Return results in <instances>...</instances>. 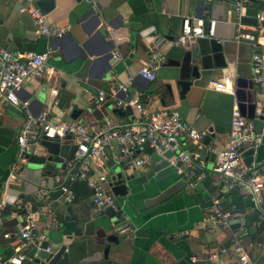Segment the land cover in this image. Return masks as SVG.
Wrapping results in <instances>:
<instances>
[{"label":"crops","instance_id":"0c3cea01","mask_svg":"<svg viewBox=\"0 0 264 264\" xmlns=\"http://www.w3.org/2000/svg\"><path fill=\"white\" fill-rule=\"evenodd\" d=\"M233 1L55 0L54 8L44 14L53 24L66 28L68 45L62 49L59 43L52 44L45 74L39 78H27L20 97L29 100L33 114L46 111L54 121L77 122L87 128L100 126L105 119L127 124L131 121L129 116L116 117L109 109L115 107L112 102L98 105L96 95L99 89L109 91L132 77L133 89L141 93V99L149 109L175 108L186 124L206 132L216 146H224L228 140L234 98L231 94L211 89L208 81L226 78L235 85L244 82L236 87L246 92L251 89L257 104L264 100V88L255 83L251 69L252 54L257 49L264 54V40L258 47L249 42L234 41L235 16L230 12ZM91 9L94 12L89 14ZM258 12L264 30V0H251L243 18L250 25L251 18H255ZM97 15L102 23L111 22V26L106 27L109 35L103 41L96 34L98 23L94 16ZM183 17L191 18L194 25L195 19L215 20L213 38L222 46L226 66L213 68L180 97L173 80L177 68L165 63L168 58H179L188 50L190 40H185L179 49L143 43L178 36ZM40 38L32 16L23 9L22 0H0V51L36 50ZM102 43L111 46L116 62L102 78H87L92 57L85 55L84 48L102 49ZM152 50H160L164 55L155 79L146 81L138 71ZM120 51L125 55H119ZM129 53L132 57L127 63ZM53 87L57 94L51 96L49 92ZM76 108L81 111L73 118L71 114ZM131 109L135 115V109ZM24 120L22 111L0 105V183L3 185L0 197L4 199L5 188L17 196L13 204L7 202L8 207L0 220V256L12 253L22 222L20 210L48 204L49 210L38 217L34 244L29 251L42 240L64 245V253L56 264H216L206 257L221 248L229 249L235 232L242 234L250 258L257 264H264V222L255 223L257 211L250 197L236 191L219 192L220 204L231 214L230 225L225 227L219 222L208 221L205 217L215 193L209 174L190 187L187 179L178 172L181 162L160 158L151 148L147 151L144 147L136 151L145 159L140 167L128 168L117 159V145L106 148L101 165L97 161L91 163V174L95 177L102 174L107 177L113 166L129 177L127 194L117 197V201L133 228L119 233L116 243L106 244L105 216L95 210L93 190L87 181L78 179L70 184L76 202L69 204V214L67 199L61 196L55 179L64 167L31 169L27 161H18L16 138ZM63 143L72 145L68 139ZM181 145L188 151L195 149L186 140H181ZM240 158L242 165L255 163L264 170V139L256 149L243 147ZM165 160L168 164H160ZM212 162L213 156L205 151L201 157L203 169L209 172ZM262 194L264 200V188ZM191 257L197 260L192 261ZM221 258L225 259L226 254H221ZM22 264L48 263L29 253Z\"/></svg>","mask_w":264,"mask_h":264},{"label":"built area","instance_id":"2783aa9c","mask_svg":"<svg viewBox=\"0 0 264 264\" xmlns=\"http://www.w3.org/2000/svg\"><path fill=\"white\" fill-rule=\"evenodd\" d=\"M23 9L28 11L36 26V33L46 37L49 42L55 43L66 34V28L59 27L51 22L48 16L37 7V0H22ZM251 0H234L230 12L235 16L234 40H256L251 43L258 47L264 40V30L260 19V13H256L255 23L246 24L243 21L245 11ZM189 17L182 18L181 33L178 36L168 38L174 42L173 48H182L185 40H196L199 37H214L215 20L208 18L206 22L194 20ZM46 46L44 53L36 50H26L11 53L7 50L0 51V105H9L25 116L23 125L16 138L17 156L20 163L26 161L25 154L29 150V141L40 133L51 140L72 142L76 149L72 157L66 161L63 170L57 174L61 196L68 201L73 198L70 184L75 180H85L92 188V203L95 210L101 211L105 207L117 210L114 196L106 183V175L93 176L91 163L97 161L100 165L105 157L106 148L112 145L119 147L117 159L123 161L128 168L140 167L145 163L143 156L136 154L147 146L158 154L171 152L168 160L181 162L178 172L183 175L190 187H194L197 180L207 173L215 187V193L211 199V207L205 219L219 222L225 227L230 225L231 214L224 211L220 204L219 192L236 191L242 196L250 197L253 201L257 220L256 224L264 222V170L261 166L252 163L241 164V149L250 147L256 149L264 139V100L256 105L252 118L243 116L239 101L236 98V85L231 84L226 78H211L208 86L219 92L231 94L234 98L231 110V123L228 132V140L224 146L218 147L212 142L203 144L206 132L200 131L186 124L177 109H149L141 99V93L134 90L132 77L125 83H121L109 91L99 89L96 95L98 105L112 102L115 107L130 106L136 114L127 124H119L112 119H105L103 124L92 128L77 123H67L52 120L46 111L33 114L27 99L20 97V91L27 78H39L47 69V60L53 51L52 44ZM164 52L152 50L149 59L141 66L138 75L152 81L156 77L157 68L163 59ZM251 69L255 83L264 88V54L256 50L252 54ZM50 95L57 94L55 87L50 89ZM121 95V96H119ZM258 122H260L258 124ZM181 140L189 141L194 150L188 151L182 148ZM205 151L213 156L212 166L209 172L201 165L199 151ZM8 207L7 202L0 197V220L3 211ZM50 206L40 205L35 208L20 210L22 222L16 241L12 245V253L8 256H0V264H22L29 256V248L34 244L38 217L45 215ZM221 254H226L222 259ZM207 260L216 264H257L252 260L243 245L242 234L235 232L231 239L229 249L221 248L211 252ZM192 261L197 258L191 257Z\"/></svg>","mask_w":264,"mask_h":264},{"label":"water","instance_id":"95a60500","mask_svg":"<svg viewBox=\"0 0 264 264\" xmlns=\"http://www.w3.org/2000/svg\"><path fill=\"white\" fill-rule=\"evenodd\" d=\"M37 7L41 10L42 13H48L55 6V0H37ZM94 9H91L89 14H92ZM96 17V26L97 28V38L104 40L108 37L109 33L106 29L107 26H111V22L102 23L101 18L97 15ZM244 22H247L243 18ZM252 23H255V18H251ZM101 23V24H100ZM95 24V25H96ZM100 24V25H99ZM85 35L88 32L83 29ZM51 42L48 41L46 37H41L38 41L36 51L38 53H44L46 46ZM61 48L68 45L67 34H65L57 42ZM84 43H87L85 41ZM54 44V43H51ZM84 47L85 45L82 44ZM102 49L88 50L84 48V53L87 57H92L91 63L87 69V78L90 79H100L108 72L112 65L116 62L115 54L112 51L111 46L102 43ZM119 55L124 56L125 52H118ZM132 54L129 53L126 58V62L130 61ZM168 66H174L177 68L173 76L174 84L179 89L180 97H183L184 94L189 90L190 86L196 80L201 79L202 77L207 76L213 68L224 67L226 62L224 60V55L222 52V46L214 38L199 37L194 42H190V48L181 53L179 58L171 59L168 58L166 63ZM144 79V78H143ZM147 81V80H146ZM244 84V82H242ZM241 82H236V86L240 87ZM251 86V85H250ZM168 90L171 94V88L168 86ZM134 89L131 91L133 93ZM236 98L239 101V108L243 116L247 118H252L256 108V99L254 92L250 89L247 92L242 88L236 89ZM130 106L125 107H110V111L116 117L129 116L132 120L134 115ZM81 111L80 108L73 110L71 116L75 118L77 113ZM210 142V136L206 135L203 140V144L206 145ZM29 145L32 146L26 154L25 158L27 161V166L31 169H51L55 167H64L65 162L69 160L73 152L76 149V144L67 146L63 141L51 140L43 137L40 133L37 136V139L29 141ZM160 158L164 157L168 159L171 156V152L166 151L164 154L155 153ZM200 157L205 155V148L199 151ZM160 164H168L165 160ZM129 177L116 166H113L108 171V176L106 177V183L110 188L117 210H114L112 207H105L101 212L105 216L106 222L103 223V230L108 232L105 236L104 241L106 244L116 243L118 241V234L122 231L133 226L127 221L125 213L120 208L117 197H122L127 194V181ZM2 183H0V193L2 191ZM7 192H4V200L10 204H13L17 196L12 195L8 192V189L5 188ZM71 202H76V197L74 196L71 201L65 200L67 204V212L71 214L69 204ZM65 246H59L58 243L53 242L49 244L47 240H42L37 242L29 251L30 254L35 255L36 258L44 260L48 264H56L57 259L64 253ZM108 248H105L107 251Z\"/></svg>","mask_w":264,"mask_h":264},{"label":"bare ground","instance_id":"6f19581e","mask_svg":"<svg viewBox=\"0 0 264 264\" xmlns=\"http://www.w3.org/2000/svg\"><path fill=\"white\" fill-rule=\"evenodd\" d=\"M235 42H237L236 40H234ZM249 42V43H255L256 40H241V41H238L237 43H240V42ZM177 42H174L172 40H169V39H158V40H150V41H146L144 42L143 44L144 45H147V46H152V47H162V46H174V44H176Z\"/></svg>","mask_w":264,"mask_h":264},{"label":"trees","instance_id":"16d2710c","mask_svg":"<svg viewBox=\"0 0 264 264\" xmlns=\"http://www.w3.org/2000/svg\"><path fill=\"white\" fill-rule=\"evenodd\" d=\"M147 151H151L150 148H148L147 146L144 147ZM222 209L225 211L224 207L221 205Z\"/></svg>","mask_w":264,"mask_h":264}]
</instances>
